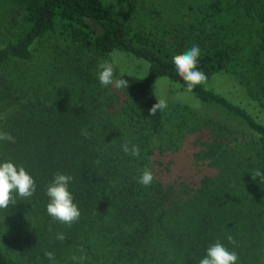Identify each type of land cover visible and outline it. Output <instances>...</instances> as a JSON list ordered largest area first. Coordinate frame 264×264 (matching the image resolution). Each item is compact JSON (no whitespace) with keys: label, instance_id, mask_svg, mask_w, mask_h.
Masks as SVG:
<instances>
[{"label":"trees","instance_id":"16d2710c","mask_svg":"<svg viewBox=\"0 0 264 264\" xmlns=\"http://www.w3.org/2000/svg\"><path fill=\"white\" fill-rule=\"evenodd\" d=\"M181 34L186 46L201 42L198 69L208 79L230 72L255 103L195 87L237 128L195 143V162L216 172L165 185L152 156L176 152L207 126L198 113L188 120L187 105L150 115L158 77L187 91L172 58L188 49L165 39ZM116 51L149 64L137 75L117 63L129 81L122 90L102 87L96 75L98 61ZM263 111L264 0H5L0 132L10 139L0 140V163L24 166L37 189L0 210V264H52L45 251L55 264H78L74 254L86 256L83 264H199L217 240L238 264H264V184L251 174L264 171ZM126 141L140 146L139 158L123 152ZM145 166L155 176L147 188L138 183ZM56 173L73 177L81 216L71 227L47 214Z\"/></svg>","mask_w":264,"mask_h":264},{"label":"clouds","instance_id":"9594fccd","mask_svg":"<svg viewBox=\"0 0 264 264\" xmlns=\"http://www.w3.org/2000/svg\"><path fill=\"white\" fill-rule=\"evenodd\" d=\"M201 49L199 45L194 44L182 54L175 55L173 64L179 77L186 83L187 91L191 92L199 85H206L207 76L198 69ZM117 61L112 59H101L97 63L96 75L102 87H113L117 90L128 88L129 81L125 79V73L120 71L116 73ZM167 109V103L164 99L158 98V102L153 105L150 115H155L157 111L164 112ZM10 139L9 134L0 132V140ZM124 153L139 158L141 149L138 144H132L126 141L122 144ZM252 180L256 181L259 177V183L264 184V171L255 169L251 171ZM73 177L69 174L56 173L53 181L46 188V195L49 202L46 206L47 214L61 224L71 227L78 222L81 211L78 204L74 201V195L70 191V183ZM155 181L153 171L145 166L142 174L138 178V183L144 187H150ZM37 184L34 177L22 165L17 166L13 161L0 163V210H7L9 206L15 205L17 200H28L36 192ZM56 239L63 241L65 234L57 233ZM229 243L235 244L232 235L227 236ZM45 257L55 264V254L51 251H45ZM78 264H83L86 256L77 257L75 254L71 257ZM239 257L235 251L227 248L222 242L217 240L207 248L206 255L199 260V264H238Z\"/></svg>","mask_w":264,"mask_h":264},{"label":"rangeland","instance_id":"374dc122","mask_svg":"<svg viewBox=\"0 0 264 264\" xmlns=\"http://www.w3.org/2000/svg\"><path fill=\"white\" fill-rule=\"evenodd\" d=\"M4 1L5 0H0V4ZM13 15L14 14H8V19L10 21ZM9 20H7V22H10ZM185 36L186 34L173 35L165 37V39L173 44L172 46L178 47L179 49H190L192 45L197 44L202 52L203 46L200 41L193 43L190 39L186 46ZM113 55H115L117 63H119L122 68L126 69L127 72L144 75L148 71L149 64L143 59H138L128 53L118 51L114 52ZM141 64L145 65L144 69H141ZM205 86L213 89L234 103L241 104L240 101H243L247 106H249V104L254 106L255 101L249 91H247L230 72L223 71L213 75L211 78L207 79ZM154 87L157 99H164L167 103V109L175 107L186 109L185 106L187 105L189 106L187 110L189 121L194 120L196 113L205 116L204 118H206L207 121V126L202 127L203 129L198 134L188 133L184 137L183 146L176 152H166L164 154H160L158 151L155 152L152 156V162L154 163L156 176L165 185H168L179 181H199L205 174H213L216 172L215 169L209 167L204 168L200 163L195 162L194 153L200 149L195 143L198 137L201 141L210 138V133L218 135L229 132L228 129H230L231 132L235 131L237 127L235 126L234 118L232 116L227 117L225 112L215 105L212 106V104L201 102L192 92L181 89L178 83L173 82L166 76L158 77ZM256 109H252L254 113L258 111V109ZM259 118L264 120V111L259 115ZM241 129L243 128L241 127Z\"/></svg>","mask_w":264,"mask_h":264}]
</instances>
